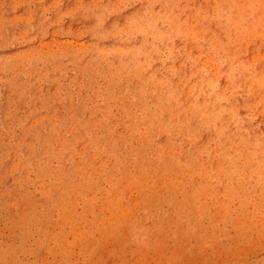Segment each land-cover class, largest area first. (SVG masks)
<instances>
[{
  "label": "rangeland",
  "instance_id": "1",
  "mask_svg": "<svg viewBox=\"0 0 264 264\" xmlns=\"http://www.w3.org/2000/svg\"><path fill=\"white\" fill-rule=\"evenodd\" d=\"M0 264H264V0H0Z\"/></svg>",
  "mask_w": 264,
  "mask_h": 264
}]
</instances>
